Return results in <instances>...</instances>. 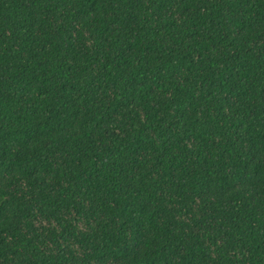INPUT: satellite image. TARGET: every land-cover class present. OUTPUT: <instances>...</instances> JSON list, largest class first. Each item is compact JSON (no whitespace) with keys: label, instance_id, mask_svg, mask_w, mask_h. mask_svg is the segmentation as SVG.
Returning a JSON list of instances; mask_svg holds the SVG:
<instances>
[{"label":"trees","instance_id":"trees-1","mask_svg":"<svg viewBox=\"0 0 264 264\" xmlns=\"http://www.w3.org/2000/svg\"><path fill=\"white\" fill-rule=\"evenodd\" d=\"M0 264H264V0H0Z\"/></svg>","mask_w":264,"mask_h":264}]
</instances>
